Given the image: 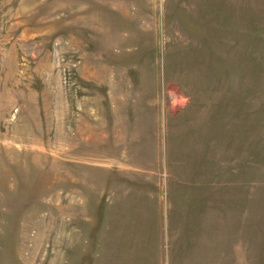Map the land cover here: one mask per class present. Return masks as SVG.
Segmentation results:
<instances>
[{
  "label": "rangeland",
  "instance_id": "rangeland-1",
  "mask_svg": "<svg viewBox=\"0 0 264 264\" xmlns=\"http://www.w3.org/2000/svg\"><path fill=\"white\" fill-rule=\"evenodd\" d=\"M0 264H264V0H0Z\"/></svg>",
  "mask_w": 264,
  "mask_h": 264
}]
</instances>
